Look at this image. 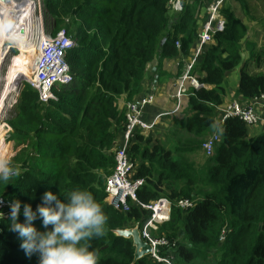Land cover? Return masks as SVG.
Listing matches in <instances>:
<instances>
[{"label":"trees","instance_id":"trees-1","mask_svg":"<svg viewBox=\"0 0 264 264\" xmlns=\"http://www.w3.org/2000/svg\"><path fill=\"white\" fill-rule=\"evenodd\" d=\"M209 1L182 0L179 13L171 17L170 0H42L44 15L52 19L49 32L56 36L65 29L76 42L66 56L74 83L56 88L57 100L47 103L31 85L25 86L8 121L17 140L14 150L22 146L13 159L21 175L0 184V197L18 199L21 210L27 203L35 211L45 191L66 195L85 189L107 216L105 235L82 242L97 253L99 264H166L150 256L135 261L132 239L116 234L141 227L149 215L138 203L121 211L107 201L106 180L116 167L114 147L125 123L117 99L150 94L157 76L151 65L161 69L169 58L191 55L199 7ZM222 13L225 30L204 47L193 71L206 87L190 91L183 117H169L174 126L164 125L163 139L151 145V139L137 134L128 148L134 177L145 180L139 202L166 197L174 205L170 222L158 231L176 243L170 264H190L198 250L215 264H264V132L250 136L243 121L232 118L222 124L220 118L223 107L235 101L226 99L223 84L236 67L241 65L239 101L264 92V72H246L242 46L249 28L230 6ZM182 132L187 139H181ZM209 143L215 149L201 169L173 158L172 146L197 153ZM181 198L200 201L182 211L176 207ZM9 211L0 207V264H38V256H26L17 234L9 230ZM34 226L44 231L39 219ZM168 250L162 247L157 255L166 257ZM210 251L217 253L209 256Z\"/></svg>","mask_w":264,"mask_h":264},{"label":"clouds","instance_id":"clouds-1","mask_svg":"<svg viewBox=\"0 0 264 264\" xmlns=\"http://www.w3.org/2000/svg\"><path fill=\"white\" fill-rule=\"evenodd\" d=\"M180 1H179V9H180ZM228 1L229 0H211L199 7V11L197 15L199 17L198 19L199 32H198V40L196 42L197 45L196 46L193 45L191 55L186 56V57L191 56L189 61L183 64L184 60H182V62L180 63V68H181L182 73L178 77L177 81L174 83L175 90H174L173 98H174V101L176 102V107L173 112H169L165 114L157 113L152 119H150L148 118L147 109L154 103V100H155L154 95L147 94L145 96H142L135 100H130V101L127 98H125V101L122 104V108L120 109V111L124 113L125 123H124V130L120 134L122 136V142L119 143V148H121L123 144L125 143L124 137H125L126 126L128 122L127 113H128L129 103H135L139 107H141V117L140 118L147 124L146 128L140 125L136 127L134 131V135L128 140V147H127V152H126L127 156H128V148L132 145V141L137 136V134L139 135L141 134L147 138L151 137L157 131V126L161 118L165 116L168 117L170 114L179 113L185 109V108L182 109V106L183 107L186 106V104L183 102V99L186 98L188 100V97L190 96V91L192 89L198 90L202 87H206L193 74L194 68L199 63V59L202 54L201 53L197 57L196 50L198 46L200 45L201 36L203 35L205 25L209 22L216 23L210 20L211 12L209 11V9L211 6H215V5L219 6L217 18L222 19L225 23V26L222 31H217L213 33L211 40L208 41V43L205 46L210 45L214 41V35L216 33H220L225 30L226 19L223 16L222 10L225 8L226 5H228ZM175 2L176 0H170L169 11L173 10L175 6ZM203 11H205V17L201 16ZM201 20L203 21H202V24L200 25ZM75 46H76V43H75ZM6 47H9V45H6ZM8 51L9 49L5 48L4 55ZM194 58H196V61L193 63V67L191 69L190 75L198 81L200 86L194 87L191 85L190 80H187L185 84V87H186L185 92L181 96H178L180 79L185 74L187 66L192 63ZM70 74L72 75L71 71H70ZM26 79L28 81L29 78L27 77ZM155 79H156V82L153 86L154 91L156 90L158 77L156 76ZM73 81H74V77H73ZM73 81L71 83L64 84L63 86L72 85L74 83ZM57 86H60V85H56L54 87L53 93ZM262 94H264V92L261 93L260 95H256L253 98L246 99L245 101L235 100L234 102H237L240 105H250V106L255 107L256 99H259V97ZM150 98L151 100H149ZM52 100H56V99H52ZM143 100H146V101L149 100V102L142 105ZM226 106L223 107V109H225ZM258 109H261V110L263 109V114L260 115L258 111H256V113L261 117L260 123L264 124V107H262L261 105H258ZM223 117H224V112L222 110L221 117H220L222 124L226 123V121H228L229 119L237 118L243 121L247 125L248 130L250 127L260 124V123H257L255 125H250L244 120L240 119L239 117H229L226 120H223ZM167 121L168 120L166 119L165 124H167L166 123ZM209 144L211 145V143ZM209 144H205L203 146L204 148L203 152L206 153L207 155H210L211 153H213L215 149V147L211 145V149L209 150L206 147ZM118 150L119 149H115L116 155H117ZM128 160H129V163L132 164V167H133L132 178L133 179H143L145 183L144 178L134 177L136 173L135 172L136 166L134 162L130 160L129 156H128ZM116 166H117V163H116ZM115 169L113 173L107 177V180L114 174ZM20 175H21L20 170L16 167H13L7 159L0 160V184H6L10 180H12V178L19 177ZM107 180H106V187H107ZM143 185L138 190V192L143 188ZM138 192H137V200L130 199L129 206L131 203H138L141 207L146 209L145 205H153L157 203L159 200H164L166 203L170 204L169 219L165 221H161V223L158 224L159 229L160 227L170 222L172 208L174 207L171 200H169L166 197H160L159 199L154 200L150 202L149 204H143V203H140L138 200ZM59 196H63V200H61ZM185 200L189 201L191 203V206L182 207L180 205V201H185ZM199 201L200 199L194 200V199H189V198H181L178 200L176 207L182 211H187L189 209L191 210L195 208V206L197 205V202ZM201 201H202V198H201ZM6 206H8L10 209L9 216H8L9 230L17 234L18 238L21 241L20 248L24 251L26 256L31 257L34 254L38 256V264H99V257L97 253L94 250H90V247L87 243H82V242L90 241L93 238H99L105 235V226L107 223V216L105 215L101 205L95 200L91 192L85 189H73L69 191L66 195H62L61 193L57 195L51 191H45L42 196V204L37 205L35 211L33 210L32 206L27 203L23 204V208L21 210V202L18 199H13L11 200V202H3V200L0 199V207H6ZM146 210L149 212V215L147 219H145L146 221L143 224H141V227L142 225L147 223L149 220H151L152 215H153V210L151 209L150 210L146 209ZM21 215L24 217L23 223L18 222V217ZM5 216H7V214ZM2 219H4V213L0 212V220ZM37 219L41 221V227L44 229V231H40L34 226V221H36ZM141 227L140 226L137 227L139 231ZM130 229H133V228H130ZM158 231L156 233L155 232L153 233L154 237H157V238L164 237L165 239H167L169 241V246H165L163 248H168L169 249L168 251L172 252V249L175 248L176 243L171 242L166 236L158 235ZM140 235H141V232H140ZM222 238H224V235L220 239ZM141 239L144 242L150 244L148 241L142 238V235H141ZM171 252L167 253L168 256L166 257L158 256L161 260H159L158 258L154 256L153 251L148 256L153 257L155 260L157 259L160 262L170 264L169 262L170 260H175L174 257L171 255Z\"/></svg>","mask_w":264,"mask_h":264},{"label":"rangeland","instance_id":"rangeland-1","mask_svg":"<svg viewBox=\"0 0 264 264\" xmlns=\"http://www.w3.org/2000/svg\"><path fill=\"white\" fill-rule=\"evenodd\" d=\"M29 10L22 11L11 8L13 5L14 7L19 8L20 4H16V0H0V39L2 44L0 45V160L7 159L11 165L13 166V159L15 157V152H17L22 148L16 147L14 150V145L16 143V138L12 136V128L8 124V121L12 119L15 115V108L19 105L20 101L22 100V96L25 94V86L29 85L27 82V77H29L34 70V61L29 59V50H31V46L35 45V49H32L33 52L36 53L37 47L44 42V38L51 33L48 30V25H52V19L50 20L49 17L44 15L43 5L41 10L38 9V5L42 4L41 0H26L27 3L29 2ZM241 4L245 7L246 10L249 7L246 5L244 0H240ZM24 3V2H23ZM255 4L261 3L258 0L254 1ZM253 3V5H254ZM25 5V4H24ZM24 7V6H21ZM254 13L253 9H250V12H246L240 18L243 22L248 25L251 24L252 18L255 21V29L257 30V35H254L253 32L250 36L251 40L255 42L257 47L254 51H246L244 50L243 55V62L245 66L246 72L249 74H258L260 72H264V46L259 49V45L264 44V13L261 15H257L256 17H252L251 14ZM5 23V26L2 28L1 25ZM66 32V30H65ZM67 33V32H66ZM43 35H45L43 37ZM68 35V33H67ZM76 43V42H75ZM246 43V42H244ZM9 45V47H6ZM9 49L7 53L4 55V51ZM18 53V54H17ZM252 54V56H251ZM4 55V56H3ZM37 55V54H36ZM3 56V57H2ZM263 63V64H261ZM261 64V65H260ZM240 69L241 65L238 66ZM237 69V67H236ZM264 74V73H260ZM14 77H18L16 84L19 83L15 88L14 92L10 94L11 91V82L13 81ZM231 77L228 81H226L223 86L225 88V97H229L232 90V79L233 74L231 73ZM145 76V80H146ZM143 84L144 91H147V86L149 85L145 83ZM19 81V82H18ZM152 87V92L150 94L154 95L155 92L153 90L154 84L150 85ZM173 86V84H172ZM9 88V89H8ZM7 93V94H6ZM143 96V95H142ZM126 98L123 95L121 98L117 99V108L118 111L122 108L123 100ZM162 98L160 96V100ZM155 105V104H154ZM153 105V107H154ZM185 109L187 107H184ZM257 111H261V109L257 108ZM184 110L179 113L172 114V117L182 118ZM169 119V116L161 118L159 124L157 126V131L149 137L152 140L151 145L154 143L153 141L157 139H163L166 133L165 120ZM174 126V124H173ZM169 127V126H168ZM264 132L263 126L257 127H250L249 134L250 136H255L260 133ZM118 135V134H117ZM188 138V134L186 132H182L181 139L185 140ZM4 142V143H3ZM2 143L5 146L1 148ZM170 144V143H169ZM173 147L174 152V159H183L185 162L194 163L195 167H199L200 169L204 165L206 159V153L203 151L197 153H189V152H180ZM114 149H119L118 140L115 143ZM181 155V156H180ZM206 188V187H203ZM3 202H7L6 199L0 197ZM164 204V203H163ZM131 228V227H128ZM226 231H224L225 233ZM224 233L222 235H224ZM164 236V235H162ZM195 259L190 264H215L216 261L213 260L212 257L208 258L207 260V252H196ZM217 253V252H216ZM213 251L209 252L210 255L216 254Z\"/></svg>","mask_w":264,"mask_h":264},{"label":"built area","instance_id":"built-area-1","mask_svg":"<svg viewBox=\"0 0 264 264\" xmlns=\"http://www.w3.org/2000/svg\"><path fill=\"white\" fill-rule=\"evenodd\" d=\"M16 1V4H20L18 6L27 7V9L22 7V11L30 12V5L27 4L26 0ZM42 5L43 4L38 5L39 10H41ZM218 7V5H215L211 6L209 9L211 12L210 20L216 23L209 22L205 25L200 45L196 50L197 57L202 53L203 48L208 41L211 40L212 34L224 29V21L217 18ZM44 36L45 35H43V37ZM43 40L44 42L37 47L34 70L28 77L29 79L27 82L38 92L40 101L46 103L52 99H56V96L53 93V89L56 85H64L73 81L66 55L68 51L75 47V42L69 35H67L65 30H61L56 34V36L52 34L47 35ZM177 45H179L178 42ZM195 61L196 58H194L192 63L187 66L185 74L180 79L178 96H181L185 92V84L187 80H190L191 85L194 87L200 86L198 81L190 75ZM149 100H151V98ZM149 100H143L142 105L148 103ZM255 104L256 106L254 107L250 105H240L237 102H233L223 109V120H226L229 117H239L250 125L260 123L261 117L256 113V111L258 105L264 107V94H262L259 99H256ZM140 117L141 107L135 103H129L127 113L128 122L124 137L125 143L117 152V166L115 172L107 180L108 203L117 210L128 211L130 208L129 200H137V192L144 183L143 179L132 178L133 167L132 164L129 163L128 156L126 154L128 140L134 135L136 127L138 125L144 128L147 127V124ZM206 147L209 150L211 149L210 144ZM180 205L182 207H189L191 206V203L185 200L180 201ZM145 208L153 210V215L151 220L142 225L140 232L142 238L151 244L154 256L161 260L157 254L161 247L169 246V241L164 237H154L153 233L158 231V224L161 223V221L169 219L170 204L166 203L164 200H159L153 205H145Z\"/></svg>","mask_w":264,"mask_h":264},{"label":"crops","instance_id":"crops-1","mask_svg":"<svg viewBox=\"0 0 264 264\" xmlns=\"http://www.w3.org/2000/svg\"><path fill=\"white\" fill-rule=\"evenodd\" d=\"M179 1L180 0H176L175 2V6L173 8V10H170V16L173 17L174 15L176 16L177 13H179ZM246 5L249 7L248 10L245 9V7L241 4L240 0H229L228 1V5L234 9L235 14L237 17H241L243 16L246 12H250V9L254 10V13L251 14L252 17H256V14L259 16L261 14L264 13V0H258V2L261 3H257L255 4L254 1L256 0H244ZM254 3V5H253ZM202 17H205V11L202 12L201 14ZM241 19V18H240ZM242 20V19H241ZM202 21H200V25L202 24ZM243 21V20H242ZM255 21L252 18L251 24H248V34L247 36L243 39V46H242V55H244V50L246 51H254L255 48L257 47V45L255 44L254 41L251 40L250 36L253 32L254 35H257V30L255 29ZM246 42V43H244ZM197 43L194 45L196 46ZM264 46V44L259 45L258 47H260L259 49H261ZM252 56V54H251ZM191 56L186 57L183 56V58H169L167 60H165L162 64L161 69L157 66H150L152 72H156L157 77L160 76V79L156 85V90L154 91L155 94V100H154V107L153 104L148 107L147 109V114H148V118L152 119L157 113H169V112H173L175 110L176 107V102L174 101L173 95H174V83L177 81L178 77L181 75L182 71H180V63L182 62V60H184L183 64L187 63L189 61ZM263 64V63H261ZM260 64V65H261ZM239 68V67H238ZM236 69L232 74H233V79H232V96L229 98L227 97V100H239L237 98V95H235L236 90L238 88V82H239V71L240 69ZM232 78L231 75L228 77V80ZM156 79L153 81V84H155ZM152 84V83H151ZM173 84V86H172ZM61 87L63 85H60ZM57 86L56 88L60 87ZM55 88V90H56ZM55 90H54V94H55ZM235 95V97H233ZM56 96V95H55ZM160 96L162 98V101L160 100ZM57 97V96H56ZM241 99V98H240ZM57 100V99H56ZM125 101V99L123 100V102ZM182 101V99H181ZM240 101H245L244 99H241ZM183 102L187 105L188 100L186 98L183 99ZM183 108V106H182ZM261 114H263V109L261 111H258ZM166 117V116H165ZM169 117H172V114L169 115ZM168 121L166 122L169 125H173L174 123L170 121V119H167ZM257 126H263V123L257 124L253 127H257ZM118 143L122 142V136L119 135L118 137Z\"/></svg>","mask_w":264,"mask_h":264},{"label":"water","instance_id":"water-1","mask_svg":"<svg viewBox=\"0 0 264 264\" xmlns=\"http://www.w3.org/2000/svg\"><path fill=\"white\" fill-rule=\"evenodd\" d=\"M165 42V39L162 43ZM116 234L121 235L124 238L132 239L135 246V261L152 253L153 248L150 244L144 242L141 239L140 231L137 227L133 229L117 230Z\"/></svg>","mask_w":264,"mask_h":264},{"label":"bare ground","instance_id":"bare-ground-1","mask_svg":"<svg viewBox=\"0 0 264 264\" xmlns=\"http://www.w3.org/2000/svg\"><path fill=\"white\" fill-rule=\"evenodd\" d=\"M30 3H32L31 1L29 2V3H27V4H30ZM11 8H13V9H15L16 11H18L19 9L20 10H22L21 8V6L18 8L17 7V9H16V7H14L13 5L11 6ZM24 8L25 9H27V7L26 6H24ZM30 8H31V6H30ZM5 26V23H3L2 25H1V27L3 28ZM1 34V33H0ZM3 41V40H2ZM2 41H1V39H0V45L2 44ZM1 47V46H0ZM32 49H35V45L33 46H31V50H29V52H28V54H29V59H31V60H33L34 61V59H35V57H36V53L35 52H33V50ZM1 50V49H0ZM36 50V49H35ZM18 79V77H14V79H13V81L11 82V91H10V94H12L13 92H14V90H15V88L14 87H16L19 83H17L16 84V82L17 81H15V80H17ZM19 82V81H18ZM9 89V88H8ZM7 94V93H6Z\"/></svg>","mask_w":264,"mask_h":264}]
</instances>
